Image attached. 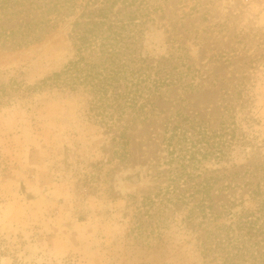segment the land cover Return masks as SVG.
I'll list each match as a JSON object with an SVG mask.
<instances>
[{
	"label": "rangeland",
	"instance_id": "rangeland-1",
	"mask_svg": "<svg viewBox=\"0 0 264 264\" xmlns=\"http://www.w3.org/2000/svg\"><path fill=\"white\" fill-rule=\"evenodd\" d=\"M150 2L157 10L144 23L142 52L184 47L194 69L186 80L198 87L162 89L146 123L130 125L129 116L110 129L80 90L41 83L73 57L75 16L40 41L0 47V264H214L203 261L201 232L186 227L184 210L167 213L161 237L140 236L131 195L165 166L169 115L230 123L226 157L207 165L232 173L264 164V0ZM233 193L234 212L253 207L248 191Z\"/></svg>",
	"mask_w": 264,
	"mask_h": 264
},
{
	"label": "trees",
	"instance_id": "trees-1",
	"mask_svg": "<svg viewBox=\"0 0 264 264\" xmlns=\"http://www.w3.org/2000/svg\"><path fill=\"white\" fill-rule=\"evenodd\" d=\"M156 10L150 0H0V47L40 41L75 16L69 35L73 57L41 83L80 90L91 117L110 129L129 116L130 125L146 123L162 89L178 85L192 92L198 87L186 80L194 69L184 47L172 46L161 56L142 52L144 23ZM126 128L122 125L118 135L125 145ZM232 136L225 119L213 128L182 113L167 117L165 166L158 167L144 194L131 195L140 236L161 237L167 213L184 210L186 227L201 232L196 239L204 262L264 264V164L232 173L206 164L226 157ZM237 189L248 191L253 207L234 212Z\"/></svg>",
	"mask_w": 264,
	"mask_h": 264
}]
</instances>
